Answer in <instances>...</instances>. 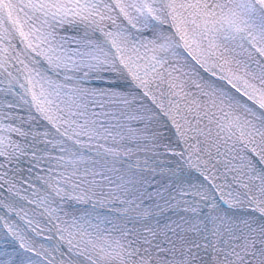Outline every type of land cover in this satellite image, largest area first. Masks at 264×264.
Masks as SVG:
<instances>
[{
	"label": "snow or ice",
	"instance_id": "6c2138e0",
	"mask_svg": "<svg viewBox=\"0 0 264 264\" xmlns=\"http://www.w3.org/2000/svg\"><path fill=\"white\" fill-rule=\"evenodd\" d=\"M0 158L20 264H264V0H0Z\"/></svg>",
	"mask_w": 264,
	"mask_h": 264
}]
</instances>
